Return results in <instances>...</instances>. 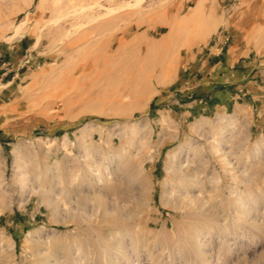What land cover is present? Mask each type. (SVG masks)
Listing matches in <instances>:
<instances>
[{"label": "rangeland", "instance_id": "rangeland-1", "mask_svg": "<svg viewBox=\"0 0 264 264\" xmlns=\"http://www.w3.org/2000/svg\"><path fill=\"white\" fill-rule=\"evenodd\" d=\"M128 1L79 41L65 0H0V264H264V106L184 95L222 32L264 69V0Z\"/></svg>", "mask_w": 264, "mask_h": 264}, {"label": "crops", "instance_id": "crops-1", "mask_svg": "<svg viewBox=\"0 0 264 264\" xmlns=\"http://www.w3.org/2000/svg\"><path fill=\"white\" fill-rule=\"evenodd\" d=\"M224 36V32L220 33L205 49L194 54L193 67L200 75V81L193 83V77L187 79L186 84L191 82L188 85L192 91L184 95L190 98L195 92L197 99L193 102L199 103L200 112L212 110L221 114L250 108L260 112L264 106V79L261 76L264 69L260 68V62L256 64L251 52L236 42H227Z\"/></svg>", "mask_w": 264, "mask_h": 264}, {"label": "bare ground", "instance_id": "bare-ground-1", "mask_svg": "<svg viewBox=\"0 0 264 264\" xmlns=\"http://www.w3.org/2000/svg\"><path fill=\"white\" fill-rule=\"evenodd\" d=\"M66 2H64L63 3V5H59V7L60 8H62V7H64L65 5H69L70 4V10L69 11H67V12H64V13H62L60 16H67V15H69V14H71L72 15V17H73V19H74V17H75V19H77L78 20V27L80 28V26L81 27H83L84 26V28L82 29V31L81 32H77L78 34H80V35H78L77 36V38L78 37H80L79 38V41H86L87 39H89L90 37H92L93 35H95L96 36V34H100V33H102V32H105L104 30H107V28L111 25V23H113V21H114V18L115 17H109V18H104V16H107V14H109V13H111V12H113V11H115V10H118V9H120V8H122V7H124V6H128V4H123V5H119V6H116V7H114V6H112L111 5V3L113 4V2H111L112 0H90V2H89V0H88V2H87V4L85 3H83V4H79V2L78 1H80V0H65ZM128 1V0H127ZM135 1V0H134ZM134 1H132L133 3H131V4H133L134 5V3H135V5H136V3H137V0L134 2ZM138 1H140V0H138ZM72 2H77V3H73L72 4ZM108 3L107 5H106V3ZM111 2V3H110ZM117 2V1H116ZM114 3H115V1H114ZM118 3V2H117ZM128 3H129V1H128ZM139 3V2H138ZM122 4V3H121ZM130 5V4H129ZM134 5V6H135ZM138 5H140V4H138ZM130 6H132V5H130ZM58 7V6H57ZM58 9V8H57ZM143 9V8H142ZM146 9V8H145ZM135 10H139V9H135ZM125 11V10H124ZM116 12V11H115ZM118 12V11H117ZM143 12V11H142ZM142 12H140V13H142ZM120 13V12H119ZM123 15V14H122ZM141 15V14H140ZM139 15V16H140ZM120 17V16H119ZM63 19V18H62ZM56 22V21H55ZM136 23V22H135ZM137 24V23H136ZM135 24V25H136ZM113 26V25H112ZM129 26V25H128ZM127 27V26H126ZM113 28V27H112ZM117 29V28H116ZM75 31V30H74ZM127 30H125V31H123V33H125ZM113 32V31H112ZM131 32V31H130ZM101 35V34H100ZM98 36V35H97ZM123 38V37H122ZM119 40H120V38H118ZM113 42V41H112ZM76 43H78V42H76ZM75 43V44H76ZM84 43V42H83ZM72 44V43H71ZM80 44V43H79ZM118 44V43H117ZM109 46V45H108ZM116 48H117V45H116ZM119 48V47H118ZM109 49V48H108ZM111 50V49H110ZM103 60V59H102ZM87 62V61H86ZM78 66V65H77ZM94 67V66H93ZM168 68V67H167ZM150 78V77H149ZM87 126L88 125H86L84 128H86L87 129ZM91 126V125H90ZM83 132H84V130H83ZM132 132H134V133H137L138 132V130H136V131H132ZM83 134V133H82ZM181 167V166H180ZM179 168V167H178ZM142 169V168H141ZM174 170V169H173ZM178 172V171H177ZM186 172H187V170H186ZM173 174H174V172H173ZM176 174V173H175ZM144 180V179H143ZM2 181H5V180H2ZM8 182V181H7ZM23 182V181H22ZM24 183V182H23ZM4 190L5 189H3V188H1L0 187V195H2L3 194V192H4ZM99 202V201H98ZM120 206V205H119ZM123 206V205H122ZM121 206V207H122ZM104 207V206H103ZM4 208H5V206H4ZM121 208L120 207H114L113 208V210H111V212L113 211V212H115L116 214L118 213L119 214V212L121 211L120 210ZM106 210V211H105ZM105 210L103 209V211H105L106 213H107V211H108V207L106 206L105 207ZM111 218L110 219H108V220H110L111 222H113L114 220H115V218H113L112 216H110ZM125 220V219H124ZM123 220V221H124ZM122 221V220H121ZM120 222V221H119ZM112 224V223H111ZM111 224H109L110 226H111Z\"/></svg>", "mask_w": 264, "mask_h": 264}]
</instances>
